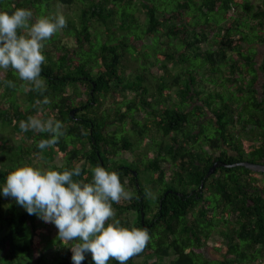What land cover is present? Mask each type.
Masks as SVG:
<instances>
[{"label": "trees", "instance_id": "obj_1", "mask_svg": "<svg viewBox=\"0 0 264 264\" xmlns=\"http://www.w3.org/2000/svg\"><path fill=\"white\" fill-rule=\"evenodd\" d=\"M5 1L0 0V11L11 14L16 8H24L34 11L35 16L32 3L36 0H7L9 6L4 8ZM57 1L71 6L76 0ZM133 1L83 0L78 3L79 25L68 21L63 29L65 36L76 39L77 48L71 52L66 47L60 48L52 36L48 43L59 55L54 59L48 47L42 49L45 61L41 66V77L46 91L41 93L29 86L23 92L27 104L25 109L15 99L18 107L10 102L6 108L0 109V122L9 124L24 146H34L30 159L42 151L46 161L60 154L64 158L63 165H47L51 170H72L76 167L71 165L72 161L78 163L83 159L81 175L73 179L86 183L92 179L89 166L99 165L107 171L117 172L124 186L127 168H122V164L114 167L113 156L117 151L131 149L132 135L137 147L144 138L151 139L155 155L138 170V174L148 177L145 189L141 184H133V199L112 205L122 227H133L130 218L121 220L122 214L129 210L135 215L134 227L142 228L140 219L142 216L146 219L149 212L155 219L147 230L150 240L141 252L144 264H199V259H202L201 264H264V188L259 186L256 178L261 173L241 166H218L213 174L207 176L214 162L230 165L247 161L264 165V80L261 90L255 89L253 78L247 80L253 60L244 47L247 40L244 29L255 28L248 21H264V0L255 11L250 3L241 0H202L201 3L170 0L171 10L155 9L146 0H141L140 6H136ZM123 5L130 7L129 13L125 9L119 10ZM233 5L236 11L243 12L229 18L228 12ZM193 8L199 10L202 22ZM138 10L144 15L143 25L135 18ZM249 13L251 17L245 28H240L242 16ZM211 14H216L219 20L210 19ZM187 15L192 21L185 17ZM92 24L104 29L94 35L95 40L89 32ZM117 30V36L110 35L111 31ZM102 34L108 37L102 40ZM152 36H155L153 51L137 50L139 41ZM169 36L175 37L174 41L180 46L177 52L175 48L171 53L161 51L167 48ZM57 39L59 42V35ZM85 51L91 54L85 55ZM127 55L129 60L136 62L135 57L145 56L137 67L125 74L121 69L125 68L123 60ZM150 57L154 58L153 65L147 67ZM200 58L203 69L189 67L192 59ZM93 66H100V71L92 72ZM175 68L180 70L170 78ZM6 72V77H10L15 71L9 68ZM144 72L153 73L154 78ZM157 72L170 78L172 83L163 86L155 76ZM212 75L218 79L214 85ZM221 78L224 90L220 85ZM177 82L181 86L176 89L174 98L172 91ZM85 87L87 92L93 91L94 97L89 100L96 103H101L100 95L112 98L113 106L120 96L130 97L125 106L119 102L116 109L108 110L112 113L111 125L116 118L122 126L127 123L131 129L121 133L123 136L118 139L116 129H107L110 126L108 112L104 110L98 115L95 112L98 105H91L88 101L85 104L80 101L76 105L75 98L81 95L78 91ZM68 88L72 95L65 94ZM227 89H232L233 93L225 100ZM45 97L50 100L48 105L36 103ZM76 106L85 110L84 114L76 113L80 111ZM41 108V118L61 121L65 132L56 145L42 151L37 144L40 140L50 139V135L33 130L22 132L19 126L20 121L36 116ZM72 110H75L73 117L70 116ZM136 112H143L145 121L137 120ZM146 122L150 128L145 126ZM116 140L122 146L119 147ZM245 141L254 144V148L244 145ZM24 154L29 156L27 151ZM27 156L24 161L29 160ZM4 160L0 157V189L7 174L15 168L12 163L15 159L9 157V161ZM163 166L168 168L165 174L167 168ZM146 191H151L152 198L155 197L156 204L152 207L148 200L151 197H146ZM8 198V203L0 200V264H73L69 252L64 254L62 245H57L56 241H52L54 246L48 245V249L35 246L39 216L29 215L24 208L18 207L13 198ZM219 209L221 211L217 213ZM215 214L219 216V227L214 224ZM213 236L219 237L223 246L222 250L215 249L217 258L196 252L207 248ZM48 243L47 240L46 245ZM50 248H55L52 254L48 253ZM33 252L36 257H33ZM84 255L82 264H94L90 253ZM171 256H174L172 260L164 262ZM112 264L118 262L113 260Z\"/></svg>", "mask_w": 264, "mask_h": 264}, {"label": "clouds", "instance_id": "obj_2", "mask_svg": "<svg viewBox=\"0 0 264 264\" xmlns=\"http://www.w3.org/2000/svg\"><path fill=\"white\" fill-rule=\"evenodd\" d=\"M67 27L64 15L49 18L36 16L29 9L16 8L9 14L0 11V69H13L21 81L43 93L45 81L41 77L44 41ZM8 85L11 87L12 82ZM38 105H48L45 97ZM43 108L36 116L19 122L22 132L33 130L47 133L50 139L40 140L42 151L51 148L65 135L64 124L55 118L42 119ZM90 183L73 179L80 176L82 166L56 171L35 168L23 163L10 171L0 191L13 198L29 215H38L45 223L53 224L62 242L77 241L70 250L73 264H82L85 253H90L94 264H108L116 260L127 264L147 246L150 236L146 229L122 227L115 219L113 203L130 201L133 193L121 184L117 172L102 166H89ZM146 197H152L146 191ZM111 221V222H110Z\"/></svg>", "mask_w": 264, "mask_h": 264}, {"label": "rangeland", "instance_id": "obj_3", "mask_svg": "<svg viewBox=\"0 0 264 264\" xmlns=\"http://www.w3.org/2000/svg\"><path fill=\"white\" fill-rule=\"evenodd\" d=\"M148 2L151 3V5H153L155 7V9H160V10H171L172 5L170 3V0H146ZM243 2H248L250 3L253 7H254V11L257 9V6L262 5V1L261 0H241ZM83 0H76L73 5H69L63 2H59L57 0H36L34 3H32V9L35 10V16H47L49 18L55 16L57 13H60L62 15H64V17L66 18V21L68 22H72L75 26L79 25V7L77 6L78 3H82ZM141 4V0H134L133 1V5L136 6H140ZM9 6L7 0L3 3V7L7 8ZM240 6V5H238ZM242 8V7H241ZM121 9H125V11L127 13H129L130 11V7L128 5H123L121 7H119V10ZM129 9V10H127ZM140 9V7H139ZM133 11V10H132ZM193 12H195L197 14V17H199L200 22L203 21V18L200 17V13L199 10L193 8L192 9ZM34 12V11H33ZM238 14V10L236 11V7L233 5V9L230 10L228 12L229 18L230 17H234ZM212 17H210V19H212L213 21H218L219 17L216 14H211ZM251 17V13L245 15V17L243 18V20H241L239 22V26L244 27L246 26V21ZM135 18L138 19L140 21V23L143 25L145 18L144 15L142 14V12L140 10L135 12ZM228 22V20H227ZM117 24H119V22H117ZM118 26V25H117ZM118 29V28H117ZM100 30H104L103 27L96 25V24H92L91 28L89 30L90 34H91V38H94L93 40H95V36L97 32H99ZM63 29L59 32H57L54 36L53 39L55 41H57V44L59 45V47L61 48L66 47L68 49V51H72V49H76L77 48V42L76 39L74 37H70V36H65V34L63 33ZM119 34V31H111L110 35L111 36H117ZM60 36V41L58 42L57 36ZM215 34L212 35V38ZM108 35L106 34H102L101 39L105 40V38H107ZM98 40H100L98 37H96ZM155 38V36L149 37V38H143L141 41L138 42V46H137V50H139L140 52H143L144 50L146 51H153L154 50V46L155 45L153 43V39ZM175 37L169 36L168 37V44H167V48L162 49L161 51H166L168 50L169 53H171L173 51V48H175V52H177L180 48V46L176 43ZM97 42V41H96ZM95 42V43H96ZM160 42V39H159ZM47 43V42H46ZM44 43V44H46ZM100 42L98 41V44ZM51 45H48V50L52 51L53 53V58H57V56L59 55L58 51H54ZM86 47V45L84 46ZM94 47L96 48V45H94ZM43 49H47V46H45ZM86 53H84L85 55H90L91 53L88 51H85ZM72 55V54H71ZM145 56V55H144ZM144 56L139 55V57H135L134 60L136 61H132L128 59V55L126 56V58L123 60V65L125 66V68L121 69V72H124L125 74L128 73L130 71V69L137 67L140 64V61H142V58H144ZM139 61V62H138ZM153 61L154 58L150 57L147 61V67H152L153 65ZM196 67V68H200L203 69V61L200 59L191 60V64L189 65V67ZM169 68L171 69V67L169 66ZM100 69V66H93L92 71L93 72H97ZM180 70V68H175L174 70L171 71L170 74V78L172 77L171 75L174 74L175 76L177 75L178 71ZM225 70V69H224ZM140 71H144L143 68H140ZM8 72H6L3 69H0V109L1 108H6L8 103H14L15 106L18 107V105L15 103V99L17 100V103L19 104V106L22 109H25V106L27 105L26 102L24 101L25 96L23 94L24 90L26 91V89L30 86L27 85L26 82L21 81L18 77V74L16 72L11 73L10 77H6ZM145 74H148L149 77L154 78V76L152 75L153 73H148V72H144ZM158 73V72H157ZM157 77V79H159V83L164 84L163 86H167V83L171 84L172 80L170 78H168L167 76H163L162 74L155 75ZM6 77V78H5ZM5 78V79H4ZM211 81L214 85V83L218 80L215 75L211 76ZM11 81L13 86H9L8 82ZM220 85L223 88V90L225 89L224 84H223V79H220ZM172 90H170L171 92ZM79 93L84 92L83 89H79L78 91ZM233 93V90L231 89L230 91L227 89V92L224 93V99L228 100L229 98V94ZM65 94L68 95L70 94L69 90L65 91ZM174 94V98H175V94H176V88L174 86V90L172 91V97ZM81 95H83L81 93ZM105 96V98H104ZM85 96H82V98H84ZM3 98V99H2ZM171 101V103L174 101ZM100 99H101V110L102 111H106L108 112V116H109V121L108 124L110 126L107 127L108 130H112V125L110 124L111 122V118H112V113L109 112L108 109L111 110V108L113 107V103L114 100L106 95H100ZM130 99V97H122L120 96V100H118L121 105L123 104L125 106V103L128 102ZM76 103V102H74ZM181 106H179L180 108ZM143 113V112H142ZM141 116H139L140 118ZM197 118V117H195ZM13 128L7 124L6 122H0V157H4V162L9 161V157L15 159L14 162V166H22L23 163L29 164L28 161L30 162V164L35 167V168H47V165L49 164H53L56 165L58 167H60L61 165H63L64 163V158L60 155V154H55L53 156V158L49 161H46L45 159H43L44 157V152H39L38 154H36L34 157L32 156L30 159V156L32 155L31 152H33V147L34 146H29V145H23V142L21 139H19L18 137L16 138L15 134H13ZM150 135L151 132H149ZM213 132L212 130H210V135H212ZM119 139V137H117ZM68 141H70V139H67ZM151 139L147 140L143 143L140 153L145 152V150L148 152V145L151 144ZM69 144V142H67ZM24 146V147H23ZM53 147V146H52ZM207 149V148H206ZM24 151H27L29 156L24 154ZM27 156V159H29L28 161H24L25 158ZM123 157L127 158V160H131L133 159V156L130 153L124 154ZM150 157V155H149ZM6 159H8L6 161ZM113 162H118L121 163L122 165H128L127 163H123L119 160H114ZM155 176V174H153ZM257 178V182L259 183V186L264 188V177L261 174H257L256 176ZM146 181V177H144V180H142L141 182H145ZM0 200L2 202L6 201L7 203L10 202V199L8 197H5L2 193L0 194ZM148 200H150V205L154 206L156 203L154 201V198H148ZM19 208H22L21 206L18 205ZM23 209V208H22ZM130 220L133 219V216H129ZM210 218V216H209ZM37 223H39L40 227L38 230H36L37 233V237H35L34 242H35V246L36 247H46L47 249L49 248L48 245H52L54 246V242L52 241H56V244H61L62 245V252L68 253L69 255L72 256V252L70 253V247L76 243L77 241H71V242H62L59 240L58 238V230L56 229V227L51 224V223H45L42 219L38 218L37 219ZM214 224L216 225V227H219V216H216L215 214V218H214ZM43 239L45 241H43ZM47 240L49 241V243L46 245ZM23 241V240H22ZM24 242V241H23ZM221 246V247H220ZM216 248H220L221 250L223 249V246L221 244V239L219 237H215L213 236L209 241H208V246L207 248L203 249V250H197L196 252H199L208 258H217V256L214 254V251ZM55 248H50L48 250L49 254H52V250H54ZM36 253L33 252V257H36ZM70 256V259H71ZM174 258V256H171L169 258H166L164 260V262L168 263L169 260H172ZM200 258V257H199ZM199 264H201L202 259H199ZM113 260H110L109 263L112 264ZM132 263V264H144V254H139L136 255L134 257H132L129 261H127V264ZM146 263H149V261H147ZM215 264V262H212Z\"/></svg>", "mask_w": 264, "mask_h": 264}, {"label": "flooded vegetation", "instance_id": "obj_4", "mask_svg": "<svg viewBox=\"0 0 264 264\" xmlns=\"http://www.w3.org/2000/svg\"><path fill=\"white\" fill-rule=\"evenodd\" d=\"M251 26V25H250ZM255 28L254 29H251V30H247V34H246V42H245V51H246V54H249V56L252 58L253 60V68L251 70V74L250 75H246L247 76V80L249 81L251 78H253L254 80V85H255V89L256 90H261V85H262V82L264 80V70H263V64H264V53H254V52H250L249 49H251V45L254 44L255 41H260L262 40V31L264 30V24H262V26H258V25H253ZM252 27V26H251ZM245 32V33H246ZM249 38L251 39V41H249ZM47 42V43H46ZM43 43H46L44 44V47L49 45L48 43V40L44 41ZM93 68V67H92ZM92 68H91V71H92ZM100 71V69L97 71V73ZM93 72V71H92ZM94 88V87H93ZM84 90V92H81L83 95H79L75 98V101H76V105L79 104L80 101H83L84 104L85 102L88 101V103H90L91 105H98V107L96 108L95 112L100 115L102 113V110H101V103H96L94 100H89V98H93V91L90 90L89 92H87L86 90V87L85 88H81ZM66 90H69L70 91V94L69 95H72V90L71 89H66ZM92 92V94L90 93ZM79 93V92H78ZM80 93V94H81ZM87 95H89V97H87ZM82 96H85L84 98H82ZM100 96H99V102H100ZM117 104H115L113 106V110L116 109L119 101H116ZM119 106V105H118ZM76 110H80V111H77L76 113H83V110L81 109L80 106H76L75 107ZM85 109V108H84ZM114 115V114H113ZM136 115V119L139 120V121H145V114L142 113V112H136L135 113ZM139 116H141L139 118ZM143 123V122H142ZM147 128H150V124L148 122H146V125H145ZM112 130L115 131L114 129H116V136L117 137H121L123 135H120L121 133H124L126 130L129 131L131 128L130 126L126 123L125 125H121V123L115 118V120H113V125H112ZM111 130V131H112ZM147 140H150L149 138H144L140 145H138V147L134 144V136L132 135V138H131V143H132V147L131 149L129 150H120V151H117L115 156H113V160H119L123 163H127L128 165H123L121 166L122 168H127V173L126 175L124 176L123 178V183H124V187L126 190H129L132 192L133 190V184H135L136 186H138L139 184H141L142 188H144V186L146 185V181L145 182H141L142 180H144V177L146 176H143L142 174H138V170L139 168L143 165L144 162H146L148 159L152 158L155 153L154 151L152 150L151 148V144H153V141L151 142V144L148 145V149L149 150L148 152L145 150V152L143 153H140V150H141V147L143 145V143ZM118 142V146H122V143H119V140H116ZM130 141V140H129ZM85 146H87V144H85ZM127 153H130L132 156H133V159L131 160H127V158L123 157L124 154H127ZM150 155V157H149ZM76 160H73L71 165H81L84 163L83 159L76 163L74 162ZM121 163H118V162H115L114 163V167L116 166H119ZM108 168H110V166H108ZM163 168H167V166H163ZM216 170V169H215ZM168 171V168L164 171V174L167 173ZM135 173V174H134ZM148 177H146L147 179ZM145 189V188H144ZM154 198V201H155V197ZM142 200V198H140V201ZM124 200H122L121 202H123ZM126 201V200H125ZM152 207V206H151ZM141 211V210H140ZM219 211H221V209L219 210H216L217 213H219ZM115 213H116V216H115V219H118L119 218V215L117 214L116 210H115ZM133 212L132 211H128V212H124L121 217V220L122 219H125V218H128L129 219V216H133V219L131 220L132 222V226L134 227L135 225V222L134 219H135V215H132ZM155 221V219L153 217H151V212H149L147 215H146V219L144 216L141 217L140 219V222L142 223V228L143 229H146L148 230L149 228L152 227V223ZM151 222V223H150ZM134 224V225H133Z\"/></svg>", "mask_w": 264, "mask_h": 264}, {"label": "crops", "instance_id": "obj_5", "mask_svg": "<svg viewBox=\"0 0 264 264\" xmlns=\"http://www.w3.org/2000/svg\"><path fill=\"white\" fill-rule=\"evenodd\" d=\"M196 1H198L199 3H201L202 2V0H196ZM242 9V8H241ZM243 11L242 10H238V14L237 15H240L241 13H242ZM185 17H189L190 18V20L192 21V19H191V16H189V15H187V16H185ZM243 18L245 17V15H243L242 16ZM248 24L249 25H251V26H253V25H261V24H264V21H263V19H262V21L260 20V19H255V20H249L248 21ZM248 29H244V32H246ZM263 33H262V40H260V41H255L254 42V44H252L251 46V49H249V51L250 52H256V53H264V30L262 31ZM246 34H247V32H246ZM250 39V38H249ZM244 47H245V43H244ZM182 51V50H181ZM179 72V71H178ZM177 87H176V89L178 88V87H180L181 86V84L179 83V82H177ZM248 129H250V126L248 127ZM244 138V137H243ZM246 140V139H245ZM244 145H248V146H251L252 148L251 149H253L254 148V144H249L247 141H245L244 142ZM250 149V150H251Z\"/></svg>", "mask_w": 264, "mask_h": 264}, {"label": "water", "instance_id": "obj_6", "mask_svg": "<svg viewBox=\"0 0 264 264\" xmlns=\"http://www.w3.org/2000/svg\"><path fill=\"white\" fill-rule=\"evenodd\" d=\"M92 94V92H90ZM74 113H75V110H72L70 112V116L73 117L74 116ZM218 166H221V167H227V168H231V167H237V166H241V167H244L254 173H261V174H264V165L262 164H256V163H250V162H240V163H234V164H224V163H220L218 164L217 162H214L211 167L208 169V172H207V176L211 175L214 173L215 169L218 167ZM135 174V173H134Z\"/></svg>", "mask_w": 264, "mask_h": 264}]
</instances>
